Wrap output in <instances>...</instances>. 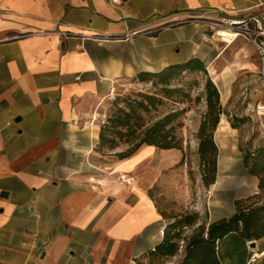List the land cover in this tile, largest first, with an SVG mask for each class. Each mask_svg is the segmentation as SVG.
I'll use <instances>...</instances> for the list:
<instances>
[{
  "label": "crops",
  "instance_id": "crops-1",
  "mask_svg": "<svg viewBox=\"0 0 264 264\" xmlns=\"http://www.w3.org/2000/svg\"><path fill=\"white\" fill-rule=\"evenodd\" d=\"M221 9L264 20V0H0V264H140L162 239L167 220L156 181L148 176L143 186L132 174L150 146L109 165L91 163L102 157L95 147L104 107L141 70L192 56L209 62L248 42L211 35L219 53L202 48L205 26L185 19ZM186 42L192 49L177 59ZM168 151L167 162L183 158ZM220 160L216 182L206 187L199 177L193 202L207 222L233 214L239 191L259 189L246 167L224 173ZM121 174L133 181L117 180ZM231 236L246 243L230 233L219 256Z\"/></svg>",
  "mask_w": 264,
  "mask_h": 264
},
{
  "label": "trees",
  "instance_id": "trees-1",
  "mask_svg": "<svg viewBox=\"0 0 264 264\" xmlns=\"http://www.w3.org/2000/svg\"><path fill=\"white\" fill-rule=\"evenodd\" d=\"M197 72L206 77L203 93L197 100L205 97L208 107L199 128V174L202 183L211 187L218 176L219 147L214 133L225 111L221 92L210 76L204 60L199 56L168 64L156 71L141 70L129 80L151 83L154 90L116 97L115 109L102 120L95 151L101 154L105 149L110 150L108 155H101L118 157L109 160L112 162L133 156L145 145H153L159 149H181L182 140L177 129L183 123H177V120L185 108L171 109L151 122L147 116L168 101L182 103L187 98L191 99V94L176 81ZM231 124L237 128L235 121ZM123 144L127 145L125 150L113 152ZM243 163L249 174L258 177L259 188L264 190V151L246 153ZM256 197L257 194L238 198L233 214L211 222H207L205 218L202 221L198 211L167 214L159 206V200V211L167 220L163 237L154 248L142 255L140 264H223L218 253V244L226 235L237 233L249 242L264 237V203L252 201Z\"/></svg>",
  "mask_w": 264,
  "mask_h": 264
},
{
  "label": "rangeland",
  "instance_id": "rangeland-1",
  "mask_svg": "<svg viewBox=\"0 0 264 264\" xmlns=\"http://www.w3.org/2000/svg\"><path fill=\"white\" fill-rule=\"evenodd\" d=\"M174 29L176 30V28ZM202 29L203 33H198L202 45L205 46L202 48L207 47L214 53H219V48L212 42L211 33L206 27ZM191 45L192 43L189 42L184 43L179 52L175 51L174 56L177 59L182 58L186 53L185 47L191 50ZM219 47L225 48V45L219 43ZM250 60L257 63V66L252 65L249 68L247 64ZM205 64L219 90H225L226 80H229L231 84L230 98L226 101L221 99L225 111L222 116L224 115L230 124L235 121L237 128H235V132L223 137L218 136L215 131L214 139L219 147L221 171L238 174L245 169L243 157L246 153L255 154L258 150L264 151V108L262 107L264 105V64L260 62L255 48L243 39H239L225 49L219 58H214L209 62L205 61ZM210 67H213L217 76L211 73ZM205 81L206 77L201 72L187 74L180 78L176 83L183 86L191 94V99L187 98L182 103L168 101L166 104L161 105L157 111H153L147 116V119L151 122L171 109L185 108V111L177 120V123H183L177 129V133L182 140V148H174L183 158L174 163L167 162V158L173 154L168 151L170 149L156 148V153L151 154L149 160L141 164L132 173L139 181L138 183L143 186L148 184L147 177L153 176L156 184L152 190L160 198L159 206L167 214L197 211L193 208V202L198 201L199 188L197 185L201 169L199 128L208 108L205 97L201 100H197V97L203 93ZM153 90L151 83L124 81L107 101L103 111L104 119L115 109L114 100L118 95L123 97L138 91L152 92ZM126 148L127 145L123 144L113 152L122 151ZM109 152L110 150L105 149L100 153L108 155ZM110 159H118V157H97L91 159V163L98 164L100 162L99 164L109 165ZM105 165L103 168L105 174L113 176L111 167ZM183 168L185 170H182ZM254 177L259 183L258 177ZM127 178H131V176L124 175L122 177V174L117 176V180L120 181ZM131 180L133 181V179ZM185 191L187 196L182 197ZM239 192L243 194L242 197L257 194V197L252 201H257L260 204L264 203V190L260 188H257L256 193L248 190ZM206 197V192L203 191L201 202L203 211H205L206 203H208L204 200ZM202 217L201 220L205 221L204 216ZM227 239L223 244L224 253L222 252L220 255L224 264H264V254L253 258L257 251L264 253V237L256 240V247H251L249 241L240 245L233 236Z\"/></svg>",
  "mask_w": 264,
  "mask_h": 264
},
{
  "label": "built area",
  "instance_id": "built-area-1",
  "mask_svg": "<svg viewBox=\"0 0 264 264\" xmlns=\"http://www.w3.org/2000/svg\"><path fill=\"white\" fill-rule=\"evenodd\" d=\"M120 2V0H113ZM185 20H193L204 25L213 37L223 38L221 33H228L227 42L243 37L254 45L262 60H264V20L261 14L238 15L226 9L196 13ZM131 181V178H127Z\"/></svg>",
  "mask_w": 264,
  "mask_h": 264
},
{
  "label": "bare ground",
  "instance_id": "bare-ground-1",
  "mask_svg": "<svg viewBox=\"0 0 264 264\" xmlns=\"http://www.w3.org/2000/svg\"><path fill=\"white\" fill-rule=\"evenodd\" d=\"M221 35H223V38H221V40L223 41H228L230 38L228 37V33L224 32V33H221ZM220 39V38H219ZM213 41L216 43L217 45V42L215 39H213ZM232 42H230L229 45H231ZM223 53V51L221 52V54ZM210 71L212 74H214L215 76H217V74L215 73V70L213 69V67H210ZM230 93H231V84H230V81L229 80H226V87H225V90L224 91H221V99L226 101L228 100L229 96H230ZM262 107L264 108V105H262ZM236 129L234 127L231 126V124L229 123V121L225 118V116L223 115L221 117V120L219 122V125L216 129V134L218 136H227L229 133H232V132H235ZM150 147H147L145 148L141 154L139 155V157H143L147 154H155L156 153V147L153 146V145H149ZM124 175H122L123 177ZM124 181H128L127 179L124 180ZM261 254H264V253H256L254 255V257H259Z\"/></svg>",
  "mask_w": 264,
  "mask_h": 264
},
{
  "label": "water",
  "instance_id": "water-1",
  "mask_svg": "<svg viewBox=\"0 0 264 264\" xmlns=\"http://www.w3.org/2000/svg\"><path fill=\"white\" fill-rule=\"evenodd\" d=\"M249 244L251 247H256V240L250 241Z\"/></svg>",
  "mask_w": 264,
  "mask_h": 264
}]
</instances>
